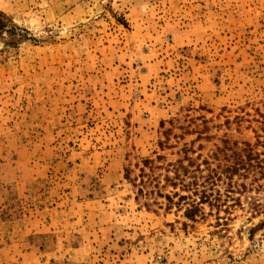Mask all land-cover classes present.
I'll return each instance as SVG.
<instances>
[{
	"label": "rangeland",
	"instance_id": "obj_1",
	"mask_svg": "<svg viewBox=\"0 0 264 264\" xmlns=\"http://www.w3.org/2000/svg\"><path fill=\"white\" fill-rule=\"evenodd\" d=\"M0 12V264H264V0Z\"/></svg>",
	"mask_w": 264,
	"mask_h": 264
},
{
	"label": "trees",
	"instance_id": "obj_2",
	"mask_svg": "<svg viewBox=\"0 0 264 264\" xmlns=\"http://www.w3.org/2000/svg\"><path fill=\"white\" fill-rule=\"evenodd\" d=\"M10 24V20L9 18L3 13L0 12V38H3V35L5 34H10L13 36H17L19 37V40H26L27 36L26 33H23V31L20 32V34H17L16 32L12 31V30H8V26ZM159 159H162L161 157ZM242 161V160H241ZM144 165L145 167H149L150 169H152V166L154 165V161L152 160H144ZM241 167H243L244 171H257V173L264 179V159H261L260 156H254V154L252 153L251 149H249L247 151V154L245 155V158L243 156V161H242V165L239 164ZM128 177V176H127ZM179 177V175H178ZM244 177V176H243ZM167 180L170 181V178H167ZM175 185V184H173ZM177 197H179L180 200L184 199V196H180L179 194H175ZM160 197H164L166 198L168 201H172V198L169 195H165L162 196V194H160ZM207 193L204 192L203 196L201 197V202L200 203H206L207 202ZM200 203L198 204H194L192 205L191 209H187L186 211V217L189 219H194L195 216L194 214L196 212L200 211Z\"/></svg>",
	"mask_w": 264,
	"mask_h": 264
}]
</instances>
